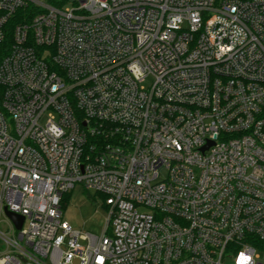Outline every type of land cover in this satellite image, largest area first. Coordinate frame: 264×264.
I'll return each mask as SVG.
<instances>
[{
    "label": "built area",
    "instance_id": "2783aa9c",
    "mask_svg": "<svg viewBox=\"0 0 264 264\" xmlns=\"http://www.w3.org/2000/svg\"><path fill=\"white\" fill-rule=\"evenodd\" d=\"M1 215L0 264H264V0H0Z\"/></svg>",
    "mask_w": 264,
    "mask_h": 264
},
{
    "label": "rangeland",
    "instance_id": "374dc122",
    "mask_svg": "<svg viewBox=\"0 0 264 264\" xmlns=\"http://www.w3.org/2000/svg\"><path fill=\"white\" fill-rule=\"evenodd\" d=\"M63 220L68 223L72 229L83 234H92L101 237L106 229L109 220V211L104 206L103 199L94 191H88L81 184H76L66 194L63 200ZM0 230L7 231L5 216H0ZM82 244L87 241L81 240ZM261 261L264 262V250L258 249Z\"/></svg>",
    "mask_w": 264,
    "mask_h": 264
},
{
    "label": "water",
    "instance_id": "95a60500",
    "mask_svg": "<svg viewBox=\"0 0 264 264\" xmlns=\"http://www.w3.org/2000/svg\"><path fill=\"white\" fill-rule=\"evenodd\" d=\"M205 148H203L204 150ZM7 215L13 220V222L16 224V226L18 228H21L24 217L22 215L10 212V211H6Z\"/></svg>",
    "mask_w": 264,
    "mask_h": 264
},
{
    "label": "trees",
    "instance_id": "16d2710c",
    "mask_svg": "<svg viewBox=\"0 0 264 264\" xmlns=\"http://www.w3.org/2000/svg\"><path fill=\"white\" fill-rule=\"evenodd\" d=\"M65 198H66V195H65V197H64V199H63L64 201H65ZM62 207H63V201H62Z\"/></svg>",
    "mask_w": 264,
    "mask_h": 264
}]
</instances>
